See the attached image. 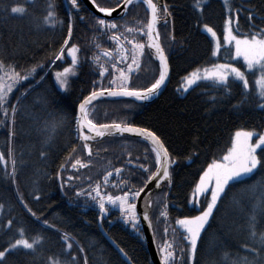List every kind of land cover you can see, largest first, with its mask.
<instances>
[{
  "label": "trees",
  "instance_id": "trees-1",
  "mask_svg": "<svg viewBox=\"0 0 264 264\" xmlns=\"http://www.w3.org/2000/svg\"><path fill=\"white\" fill-rule=\"evenodd\" d=\"M169 5L171 17L167 26L161 22L158 26L160 41L168 55L170 65V80L162 95L150 105H140L131 100L102 101L89 108L90 118L97 124L124 121L134 127L147 128L155 131L164 141L165 146L178 158L173 171L172 185L167 182L151 197L150 208L153 231L157 245L165 239L163 228L166 226L163 218L159 217L162 203L169 205L167 226L176 227V242L184 246L180 239V231L174 221L184 216L198 215L199 211L189 203L193 188L198 182L202 170L211 163L212 159H220L227 154L232 146L234 133L237 130H252L264 132V111L254 106H243L239 111L233 105L240 99L239 85L233 86L229 97L223 91L206 87L209 82H202L195 91L190 90L182 96L177 89L183 83L182 77L197 67H209L213 62H232L244 70L242 60H228L229 53L222 49L223 58L211 55L213 43L203 31V25L212 26L218 35L224 28L225 9L222 0H208L204 12H197L194 0H163ZM15 0H0V54L6 57V63H16L25 68L33 64H43L45 69H38L35 79L24 82L14 89L10 103L17 104L15 131L16 136L11 140V148L16 160L15 182L7 173L11 172V159L7 155L9 149V129L0 125V152H4L9 161L7 173L0 163V203L5 205V211L0 214V221L7 218L14 220V228L24 225L28 235L39 234L45 237L42 251L26 255L21 252L9 258L10 264H46L49 256H59L63 252L61 233L67 232L72 238V254L77 256V264H84L87 256L88 264H127L122 255L103 236V229L119 248H123L133 264H153L147 245L142 236L131 231L121 221L118 211H110L100 226L98 208L89 203L84 204V198L77 199L70 188L61 190L57 173L68 183V176H76L71 183L77 187L88 188L97 182H102L108 171L113 172L109 177L107 190L114 195L122 193L121 178L128 180L137 189L146 179L144 173L137 167L145 163L152 170L154 163L150 144L138 138L128 136H109L90 143L93 156L88 157L83 141L80 139L74 122L78 115L79 102L97 87L100 77L98 69L90 62L93 54H99L93 43L94 33L90 30L93 15L83 2L79 12L85 17L79 19L75 11L73 36L69 42L81 47L80 63L76 68L77 75L70 80V89L63 93L59 90L54 79V72L67 63L51 62V54L58 51L67 36L68 12L70 5L66 0H35V6H29V12L35 19L20 18L4 11ZM27 6V0H19ZM54 2L57 16L63 24L57 23L53 28L42 25V16L47 3ZM115 4L116 0H97V3L107 6ZM237 7L250 8L254 12L255 29L250 28L246 20L247 13L240 16V32L249 33L264 28V0H232ZM147 19L144 5H133L121 24L137 26L138 22ZM37 23H41L38 28ZM175 35V40L169 39V34ZM102 49L114 51L115 44L106 36L95 34ZM141 41L146 38H139ZM222 40V36H221ZM223 43V40H222ZM146 48L141 68L132 77L130 87L145 89L158 76V61L148 55ZM104 59L103 57L101 58ZM45 71L47 74L45 75ZM40 76L44 78L41 80ZM110 77L106 76L103 86L108 87ZM28 89L26 97L21 92ZM213 97L216 98L215 102ZM5 120L0 114V121ZM55 125V131H52ZM51 137V138H50ZM197 139L193 149L192 140ZM76 149L75 152L72 150ZM195 150L198 156L189 161L187 156ZM41 152L46 153L42 156ZM130 154V155H129ZM260 150L258 151V155ZM72 156L69 160L68 157ZM139 157V159H137ZM147 157V159H145ZM76 158L89 163L88 168H71ZM131 161V163L129 162ZM66 167L61 172V166ZM121 168L120 176L115 175V169ZM89 177L91 180H89ZM118 185L112 188L111 185ZM264 185V169L258 168L250 177L242 182L230 184L226 198L222 199L218 213L210 220L202 242L198 247L197 259L200 264H228L222 261V253L244 251L240 245L247 240V232L238 228L244 224V213L241 210L251 207L252 201L261 194ZM24 201L37 213L40 220H47L53 228L45 227L40 221L34 220L27 209L18 199V192ZM67 193V195H65ZM160 193V196H157ZM34 195H40L39 201ZM203 205V198H201ZM59 229L60 231H57ZM171 239V235L168 237ZM77 244L84 247V253L79 251Z\"/></svg>",
  "mask_w": 264,
  "mask_h": 264
},
{
  "label": "snow or ice",
  "instance_id": "snow-or-ice-1",
  "mask_svg": "<svg viewBox=\"0 0 264 264\" xmlns=\"http://www.w3.org/2000/svg\"><path fill=\"white\" fill-rule=\"evenodd\" d=\"M66 3L70 5L67 36L59 50L51 54L53 64L65 58L66 49L67 55L71 58L69 67H64L62 71L54 73L60 89L65 92L70 89L71 77L77 74L76 68L80 63V53L82 51L77 43H69L73 36L74 22L71 12L75 11L81 21L85 19V17L79 15L82 7L80 0H66ZM90 3L93 7V23L90 30L94 33L93 43L95 48L99 50V54H93L90 62L98 69L100 81L97 87H94L89 95L79 102L78 115L74 116L78 135L84 142L83 148L87 156L92 157L93 151L90 141L103 138L106 135L135 134L150 144L154 163L152 170L145 163L137 165L146 176L139 189L134 185H130L128 180L121 178L120 185L123 187L120 189L122 191L120 195H113L107 190H102V188L109 185V177L113 176L112 171L106 173L102 182H97L94 186L89 184L88 188L73 185L71 182L77 179L74 175L67 177L68 183H65L59 172L57 178L60 180L61 190L66 187L70 188L77 199L84 198L85 206L91 203L92 206L98 207L99 222L102 223L111 209L114 208L120 213L124 222L130 224L132 229L143 238L140 228L141 220L147 221L148 226L152 227V219L148 210L152 207L153 201L150 199L144 201L145 209L142 214L137 212V201L140 200L142 194L151 196V192L146 191V189L153 181H155L154 188H160L165 181L167 182L166 186L171 187L173 171L178 158L173 157L164 141L155 131L134 127L124 121L95 123L90 118L89 105L94 100L105 97V95L110 97H134L136 100L150 101L153 97L161 94V90L166 86L169 79L171 69L168 55L160 42L158 25L163 22L167 26L171 12L168 10L169 5L166 2L158 3L156 0H116L114 5L109 2L107 6L97 3V0H90ZM222 4L226 14L222 34L218 35L214 28L207 23L203 25V31L213 41L212 57L223 58L222 48H224L229 53L228 60L243 61L244 70L227 61L223 63L213 62L209 67H197L182 77L183 83L177 91L181 93H188L190 89L195 91L196 88L201 87L202 82L207 81L209 84L206 87L216 88L230 97L233 86L239 85L241 89L240 99L233 105V108L239 111L243 106H254L264 111V28L249 33H241L239 23L241 13H247L246 20L249 22L250 28L255 29L254 12L250 8L235 6L232 0H222ZM133 5H144L147 10V19L138 22L137 26L131 27L119 23L116 17L124 19ZM29 6L34 7L35 0H27V6L21 4L19 0H15L4 11L20 18L35 19L29 12ZM206 6L207 0H194L193 7L197 12L202 14ZM57 23L63 24V21L58 19L55 3L49 2L44 9L42 25L53 28ZM36 26L39 28L41 23H37ZM97 33L100 36H106L109 41L113 42L115 50L102 49L100 43L97 42L95 35ZM138 37L146 39L141 41ZM169 39L174 41L175 35L170 33ZM146 47L149 49L148 55L158 61L159 72L149 87L140 90L129 85L132 81V75L141 68ZM121 64H123L122 67L119 66ZM38 69L43 71L45 66L37 63L25 68L18 66L16 63H6V57L0 54V114L5 118V120L0 121V125L9 129L7 155L12 157L11 172L7 173L9 161L6 159L4 152H0V163L4 165L6 173L13 178L14 182L16 160L11 148V140L16 136L15 123L18 111L16 105L19 104V97H16L15 104L10 103V98L14 89L22 86L24 82L35 79L38 75ZM106 76L110 77L108 87L103 86V80ZM250 76L252 77L251 84ZM43 78V76H40L41 80ZM28 91V89H25L21 92V96L26 97ZM215 100L216 98L213 97L214 102ZM52 131H55V125H53ZM254 137H256L255 141L253 140ZM192 146L195 149L197 139L192 140ZM258 150H260L259 155ZM72 151L75 152L76 149ZM41 155L44 156L46 153L41 152ZM198 155L199 153L193 150L191 155L187 156V159L191 161L193 156ZM68 159L71 160L72 156L70 155ZM129 162L131 163V161ZM78 166L79 168H88L89 163L76 158L71 163V168L78 171ZM65 167V165H62L60 171L62 172ZM258 168L264 169V134L252 130H237L234 133L232 147L227 150V154L220 159H212L211 163L202 170V174L193 188L189 203L199 211V214L184 216L174 221L175 225L178 226L180 239L183 241L184 246H180L176 242L177 228H171L170 233L167 226L169 219L168 203L157 201V203H162L159 217L163 218L166 224L163 228L165 239L157 245L160 264H200L197 253L202 242V233H205L210 220L214 219V213H218L219 205L222 203V199L226 198L230 184L242 182L245 176H251ZM122 171L123 169L116 168L115 175L120 176ZM89 180H91L90 177ZM111 187L117 188L118 185L112 184ZM17 192L18 199L34 220L40 221L47 228L54 227L47 220L41 221L37 213L24 201V197L19 194L18 189ZM260 192L261 194L252 201L250 208L244 209L243 206L241 207L245 219L244 224L237 227L247 232V240L240 245L245 254L241 255L240 252L230 253L225 250L221 259L227 261L228 264H264V185H261ZM201 197H203V205H201ZM33 198L37 201L41 199L40 195H34ZM4 211L5 205L0 203V214H3ZM57 231L60 230L57 229ZM169 235H171V239L168 238ZM153 237L155 238V232ZM44 241L45 237L42 235L29 236L24 225H17L14 228L12 218L0 221V264H10L9 258L21 252L26 255L41 252ZM61 241L63 252L60 255L63 256V259H60L59 256H49L46 259V264H77V256L72 254L73 242H71L72 238L69 233L62 232ZM76 246L81 253H84L85 250L82 245L77 244ZM119 251L128 260V264H132L128 253L123 248H119ZM84 264H88L86 255L84 256ZM212 264H217V262L213 261Z\"/></svg>",
  "mask_w": 264,
  "mask_h": 264
},
{
  "label": "water",
  "instance_id": "water-1",
  "mask_svg": "<svg viewBox=\"0 0 264 264\" xmlns=\"http://www.w3.org/2000/svg\"><path fill=\"white\" fill-rule=\"evenodd\" d=\"M83 2V4L86 6V8L89 10V12L93 15V7L90 3V0H81ZM156 2L160 3V2H164L163 0H156ZM115 16V14H114ZM127 16V15H126ZM125 16V17H126ZM117 20H121L120 17H116ZM159 26V25H158ZM161 42V41H160ZM149 50V49H148ZM169 80H170V74H169V79L168 81L166 82V86L161 90V94L158 95V96H155L153 97L150 101H141V100H136L134 97H110V96H107L105 95V97L99 99V100H94L93 103L91 105H89V108L97 103V102H102V101H119V100H131L137 104H140V105H150L151 103L155 102L161 95L162 93L164 92L165 88L167 87L168 83H169ZM109 136H128V137H133V138H138V139H142L140 136H137L135 134H130V133H125L123 135H119V134H116V135H106L105 137H109ZM103 137V138H105ZM97 139H102V138H97ZM166 183V181L164 183L161 184L160 188ZM155 184V181H153L152 184H149L148 185V188L146 189V191H150L151 192V196H144L142 194L140 200L137 201V212L139 214H142L144 209L143 208V203L144 201L149 198L151 200V197L152 195L160 188H154L153 185ZM99 211V209H98ZM149 211V215H150V209L148 210ZM110 216V213L109 215L106 217L108 218ZM151 217V216H150ZM105 218V219H106ZM100 226H101V222H100ZM141 228H142V231H143V235H144V239H145V242H146V245H147V249H148V252L150 254V258H151V261L153 264H160V259H159V253H158V250H157V243H156V240L155 238L153 237V225L152 227L150 228L148 226V222L147 221H143L141 220ZM102 231V234L103 236L107 239V241L120 253L119 251V247H117V245L110 239V237L107 235V233L101 229ZM121 254V253H120ZM122 255V254H121ZM122 257L124 258V260L127 262L128 264V260L122 255ZM133 264V263H132Z\"/></svg>",
  "mask_w": 264,
  "mask_h": 264
},
{
  "label": "rangeland",
  "instance_id": "rangeland-1",
  "mask_svg": "<svg viewBox=\"0 0 264 264\" xmlns=\"http://www.w3.org/2000/svg\"><path fill=\"white\" fill-rule=\"evenodd\" d=\"M207 2H208V0H207ZM207 35H208V34H207ZM208 36H209V35H208ZM209 37H210V36H209ZM211 40H212V39H211ZM212 43H213V41H212ZM213 47H214V44H213ZM146 48H147V47H146ZM146 48H145V51H146ZM222 49H223V48H222ZM70 60H71V58L67 55V49H66V55H65V58H64L62 61H60V62H61V63H67V64H66L65 66H61V68H59V69L56 70V71H62L64 67H69V66H70ZM142 61H143V58H142ZM242 62H243V61H242ZM141 65H142V62H141ZM119 66L122 67L123 64H121V65H119ZM236 66H237V65H236ZM238 67H239V66H238ZM241 70H243V69H241ZM56 71H55V72H56ZM110 71H111V69H110ZM55 72H54V73H55ZM76 73H77V72H76ZM134 74H135V73H134ZM134 74H133V75H134ZM53 75H54V74H53ZM76 75H77V74H76ZM76 75H75V76H76ZM133 75H132V77H133ZM75 76H74V77H75ZM74 77H71V79L74 78ZM54 79H55V76H54ZM55 82H56V80H55ZM205 82H207V81H205ZM251 83H252V77L250 76V84H251ZM56 85L58 86V88H59V90H60L61 92H63V93H66V92H67V91L65 92V91L61 90L60 87H59V84H58L57 82H56ZM129 86H130V85H129ZM113 87H114V86H113ZM190 90H191V89H190ZM190 90H189V91H190ZM180 93H181V92H180ZM186 94H187V93H181L182 96H184V95H186ZM260 134H264V132H263V133H260ZM255 139H256V137L253 138L254 141H255ZM231 147H232V146H231ZM258 151H259V150H258ZM256 171H257V170H256ZM256 171H255V172H256ZM255 172H254V173H255ZM254 173H253V174H254ZM248 177H250V176H245L243 179H246V178H248ZM102 190H103V189H102ZM112 194H113V193H112ZM120 194H122V193H118V194H116V195H120ZM113 195H114V194H113ZM160 195H161V194L158 193L157 196H160ZM201 198H203V197H201ZM109 207H110V206H109ZM97 208H98V207H97ZM111 210H112V211H117V210L114 209V208L111 209ZM121 221L123 222L124 225H126L129 229H131L132 232H134V233L137 234V232H135V231L132 229V227H131L130 224L125 223L124 220H123L122 218H121ZM140 226H141V224H140Z\"/></svg>",
  "mask_w": 264,
  "mask_h": 264
},
{
  "label": "bare ground",
  "instance_id": "bare-ground-1",
  "mask_svg": "<svg viewBox=\"0 0 264 264\" xmlns=\"http://www.w3.org/2000/svg\"><path fill=\"white\" fill-rule=\"evenodd\" d=\"M128 15V14H127ZM120 101V100H119ZM148 143V142H147ZM146 200H149V198H147ZM143 208H145V203H143Z\"/></svg>",
  "mask_w": 264,
  "mask_h": 264
},
{
  "label": "flooded vegetation",
  "instance_id": "flooded-vegetation-1",
  "mask_svg": "<svg viewBox=\"0 0 264 264\" xmlns=\"http://www.w3.org/2000/svg\"><path fill=\"white\" fill-rule=\"evenodd\" d=\"M97 139H95V140H92V141H90L89 143H94V141H96Z\"/></svg>",
  "mask_w": 264,
  "mask_h": 264
}]
</instances>
